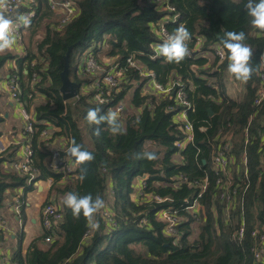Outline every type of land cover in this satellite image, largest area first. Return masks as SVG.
<instances>
[{"label": "trees", "instance_id": "1", "mask_svg": "<svg viewBox=\"0 0 264 264\" xmlns=\"http://www.w3.org/2000/svg\"><path fill=\"white\" fill-rule=\"evenodd\" d=\"M35 2L37 18L27 27L30 35L44 17L54 19L58 16L50 9L48 0ZM72 2L77 12L65 24L50 21L41 39L31 38L24 43L22 50L13 48L0 54V77L5 71V74L17 71L23 76L25 66L28 85L21 82L25 100L30 102L28 94L31 92L46 97L37 104L33 102L37 124L27 140L34 152L33 165L40 171L39 179H52L41 205L53 202L62 215L51 230L45 228L41 221L43 228L39 236L30 242L25 252H15L12 263L264 264L255 262L251 252L254 242L250 236L251 228H264V143L260 134L264 124V98L259 104L254 103L260 82L264 32L251 25V17L245 11L247 0H168L179 16L175 22L164 24L166 30L171 34L183 24L192 36L189 43L191 55L180 64L168 63L161 55L151 56L154 46L164 41L152 28L163 15L156 1ZM226 31L245 32L247 39L244 43L253 50L251 65L254 72L250 80L242 82L243 91L239 97H231L225 91L224 76L228 73L230 61L221 38ZM73 43L76 45L69 53V75L78 82L79 89L76 97L63 100L59 92V72L63 68L67 46ZM214 45L221 46L226 52V59L220 65L214 55L202 54L203 51L213 53ZM86 50L100 64L104 58L115 57L125 66L126 58L134 56L145 68L153 70L162 84L172 79L181 80L187 97L194 105V110L188 115L195 128L194 144H188L177 156L173 142L181 138L182 132L172 115L180 107L171 93H143L137 84L140 75L132 67H126L122 88L108 103L114 105L131 90V109L119 116L121 126L126 129L125 134L113 135L105 123L100 126L101 134L95 135L96 126L86 120L87 111L99 108L101 114H107L108 104H99L93 99L90 77L77 72ZM9 62H12L11 67L5 70ZM206 64L208 67L203 69ZM33 71H37L39 78L31 83ZM233 79L237 81L234 76ZM82 85L84 89H81ZM49 126L52 131L42 137L41 129ZM200 126L205 128L201 130ZM224 135H228L231 144L229 170L234 181L239 182V191L231 201L216 194L217 175L210 167L211 157L223 142ZM56 136L68 138L67 145L70 146L74 139L83 150L93 153L94 161L75 164V158L69 157L72 165L68 178L62 172L54 171L51 152ZM18 149L17 144H12L0 155V206L6 191L20 186L26 191L32 187L26 185L27 175L5 167V162L17 158ZM67 149L60 150V155H65ZM144 152H154L157 159L137 158ZM243 154L247 156L246 164L242 163ZM245 167L247 174L244 173ZM82 172H85L83 181L80 179ZM177 173L187 175L190 180L199 181L207 177V189L198 199V220L193 214L180 210L181 205H186L184 200L191 202L194 199L192 197L198 188L185 183L174 187L171 177ZM143 177L149 186L147 190L168 196L170 200L154 203L135 199V181ZM69 192L79 195L91 193L94 198L100 195L105 205L114 210L117 226L108 229L100 223L94 236L83 241L88 228L85 218L82 215L79 219L73 218L71 210L62 204V199ZM167 207H176L185 218L177 226L180 231L177 236L167 235L164 222L156 218L155 212ZM21 215L24 220L23 209ZM143 216H146V223L140 225L139 220ZM241 216L244 217L246 232L239 240L235 231ZM49 233L53 235L52 240L45 247H40L38 241L44 240ZM4 235L0 228V241L5 240Z\"/></svg>", "mask_w": 264, "mask_h": 264}, {"label": "built area", "instance_id": "2", "mask_svg": "<svg viewBox=\"0 0 264 264\" xmlns=\"http://www.w3.org/2000/svg\"><path fill=\"white\" fill-rule=\"evenodd\" d=\"M152 1V0H151ZM157 3V8L159 12H163L162 17L159 19V22L156 26L152 25L153 30L159 35L161 39H165L166 35L170 34L166 28L165 23L168 21L175 22L178 13L174 12V6L168 3V0H153ZM50 9L56 11L58 16L54 19L55 22H58L59 25L65 24L70 18H72L77 12V7L73 4L72 0H48ZM36 2L35 0H10L8 10L5 12L6 17L13 20L14 35L16 42L20 40L22 33L27 28L18 20V17L21 15H28L31 18V22L37 18L36 15ZM19 8H21L19 10ZM10 14V15H9ZM160 44L154 46V54L152 57L158 55V48ZM203 51L202 54L211 57H217V64L220 65L226 59L225 50L219 46H213V53ZM35 62H33L34 64ZM103 64H100L97 58L88 50L83 52V55L78 64L77 72L79 74H86L90 77L91 83L89 86L94 91L93 99L99 104H108L112 101L114 93L118 92L122 88V84L126 78V67L134 68L140 75L139 81L137 84H140L141 91L143 93H156L157 95H169L172 94V98L176 104L180 107L176 110L172 119L178 125V128L182 132L181 138L173 142V146L177 148L176 154L179 155L180 151L186 147L188 144H194L195 139V128L192 121L189 119V111L194 110V105L187 97V92L184 88V85L181 80L172 79L165 84H162L157 80L155 72L151 69L145 68L141 65L134 56H129L126 58V65H122L120 60H115V57H108L102 60ZM32 64V65H33ZM208 64L202 68H207ZM228 72V71H227ZM203 77V76H202ZM6 90L11 100L14 103L17 114L21 119V128L18 131V136L16 139L10 140L8 143H4L2 140V134L0 135V155L3 153L10 145L17 144L19 146L18 158L11 162H6L5 167L9 170L19 172L21 174L27 175L26 185L33 186V183L40 182L39 179L40 171L37 167L33 165L34 163V152L27 139L34 133L36 130L35 124H37V119L35 118V113L33 110V100L37 96V92H31L28 94L30 102H27L24 98V92L21 87V77L17 71L8 73L4 77ZM39 78L37 71L31 73L30 82H35ZM225 79L234 81L233 76L228 72L225 76ZM259 86L256 92L254 99L255 104H259L264 98V52L261 54L260 61V70H259ZM238 83L237 81H235ZM226 85V83H225ZM243 89H240L235 97H239ZM127 99H120L114 105H107L109 110L122 109L119 112V116L125 113L127 109ZM170 108V107H168ZM205 127L200 126L199 129L203 130ZM52 131L51 127L42 128L40 134L42 137H46ZM262 142L264 143V124L263 128L260 130ZM62 138V137H61ZM222 143H219L215 152L213 153L210 161V167L213 170L214 174L217 175L215 183L218 186V195L219 198H224L228 201H231L232 198H235L239 191V182L234 181V177L229 170V163L231 162L230 150L231 144L229 142L228 135L222 136ZM55 141V139H54ZM52 142V146L53 143ZM68 138L63 137V142L60 147L52 148V169L56 172H62L65 177L71 171V160L66 155L61 156L60 150H66L70 145H67ZM198 155V150L197 154ZM202 162H204L202 160ZM247 156L242 155V163L246 164ZM248 170L245 167L244 173L247 174ZM145 177L139 179L134 188L133 197L135 199H140L141 201L151 200L154 203L164 202L170 200L168 196H162L158 193L150 192L147 190L149 186L146 183ZM48 181V188L51 183V178L46 179ZM171 184L174 187H178L181 184L185 183L188 186H195L198 188L194 198L191 202L184 200L186 205H181L180 210L193 214L194 218L198 220V214L200 209L199 198H202L205 193L208 185L207 177L201 180H190L187 175L183 173H177L171 177ZM155 184V182H151ZM161 182L160 184H163ZM170 183V182H169ZM139 185V188H138ZM247 186V185H246ZM245 186V187H246ZM17 192L14 193L13 202L10 203V207L15 211L19 216L21 214L22 208L25 205L24 195L26 191L22 186L17 188ZM156 218L164 222V231L167 235L177 236L180 234V231L177 229V226L182 223L185 218L183 215L179 214V209L175 208H161L155 212ZM40 215L41 221L45 228L51 230L54 228L55 224L59 222L62 218L61 212L59 211L58 206L53 202H47L44 205H40ZM96 219L100 223L105 225V228L112 229L117 226V221L115 219V213L112 208L105 205V208L97 215ZM146 223V216H143L139 220V224L143 225ZM4 225V219L0 217V228ZM91 230L89 227L86 229L83 235V241H87L92 238L97 232ZM246 232V226L244 217L241 216L240 224L235 231V236L237 239H242ZM250 236L253 238V246L251 247L252 256L255 262H264V228L261 229L258 227H253L250 229ZM53 235L49 233L44 237L45 242L51 241ZM14 264V263H12Z\"/></svg>", "mask_w": 264, "mask_h": 264}, {"label": "clouds", "instance_id": "3", "mask_svg": "<svg viewBox=\"0 0 264 264\" xmlns=\"http://www.w3.org/2000/svg\"><path fill=\"white\" fill-rule=\"evenodd\" d=\"M10 0H0V54L11 51L16 44L14 35L13 20L6 17ZM246 14L251 17V25L261 32H264V0H247L245 4ZM18 20L23 26L28 27L31 18L28 15H21ZM192 39L191 33L186 26L181 24L173 33L166 35L163 43L159 45L158 55L165 58L168 63L180 64L191 55L189 43ZM247 39L243 31H226L221 38L224 48L228 50V72L240 82L246 83L251 79L254 69L251 65L253 50L247 46L244 41ZM122 109L109 110L107 114H101L99 108H90L86 114V120L89 124L95 125V135L101 134V125L107 124L109 131L113 134H125L124 129L119 122V112ZM67 157H74L75 164H84L94 161L95 156L92 152L83 150L82 145L77 144L73 139L71 146L65 153ZM137 158H146L147 160L157 159L154 152H144L138 154ZM86 171V170H85ZM81 181L85 179V172H82ZM62 204L69 208L72 216L79 219L81 215L85 218L87 226L93 230H99L97 215L105 208V201L100 195L95 198L91 193L79 195L69 192L62 199Z\"/></svg>", "mask_w": 264, "mask_h": 264}, {"label": "crops", "instance_id": "4", "mask_svg": "<svg viewBox=\"0 0 264 264\" xmlns=\"http://www.w3.org/2000/svg\"><path fill=\"white\" fill-rule=\"evenodd\" d=\"M45 24L47 26L49 22L44 23V25ZM22 34L23 35L21 37H23V39L21 38L14 45V49H16L17 51L22 50L24 43H26L29 39L32 38V40H37L42 38V37L41 38L38 37L36 39V36L34 35H37V32L34 31V33L30 35L27 28L24 30ZM25 36H27V40L25 39ZM207 52L205 54H209ZM11 64L12 62H9L4 67L5 70H7L8 67H11ZM5 72H3L0 77V117L2 118L0 125L3 130L2 140L4 141V143H8L10 140L17 138L18 131L21 128V119L17 114L13 101L8 96V92L6 90L5 81H4L5 79L4 77L6 75ZM26 73H27V69L24 66L23 76L20 75V77H21V82H23L24 85L27 86L28 77ZM224 83H226L225 85L226 94L231 97H235L234 88L236 87V85H240L241 89H243L242 82L240 81L236 83L235 80L231 81L225 79ZM81 89H84L83 85ZM45 98L46 97H44L43 95L37 94L33 102L34 104H37L41 101H44ZM61 137L62 136L55 137V141L53 143L52 148L60 147L61 143L63 142V137L62 138ZM19 154L20 152L18 150L15 156L18 158ZM17 158H15V160ZM17 191H18L17 189L6 191L0 206V217L4 219V225L2 226V229L5 232L4 235L5 240L0 241V264H12V257L14 253L19 250L25 252L30 242L34 238L39 236L43 228L40 220L41 218L40 205L47 196L48 181L41 180L40 182L33 183V186L28 191H26L24 195V199L26 203L22 208L23 214L25 215L24 220H22L21 218L22 215L18 216L15 213V211L10 207V203H12L14 200V198L12 197L14 196V193H16ZM46 243L47 242H45L44 240L38 241V245L42 248L45 247Z\"/></svg>", "mask_w": 264, "mask_h": 264}, {"label": "water", "instance_id": "5", "mask_svg": "<svg viewBox=\"0 0 264 264\" xmlns=\"http://www.w3.org/2000/svg\"><path fill=\"white\" fill-rule=\"evenodd\" d=\"M75 45L76 43L67 46V50L63 55V68L59 72L61 81L59 92L63 100H69L76 97L78 94L79 84L69 75V53ZM208 112L210 115L212 114V110L210 108L208 109Z\"/></svg>", "mask_w": 264, "mask_h": 264}, {"label": "rangeland", "instance_id": "6", "mask_svg": "<svg viewBox=\"0 0 264 264\" xmlns=\"http://www.w3.org/2000/svg\"><path fill=\"white\" fill-rule=\"evenodd\" d=\"M56 19H52V17L50 16H46V17H44L43 18V20L40 22V24L37 26V28H36V32H37V35H34V36H36V39L38 38V37H43L44 36V34H45V32H46V24L44 25V23H48V22H53V21H55ZM25 39L27 40V36H25ZM24 41V40H23ZM14 48V47H13ZM227 82H230V81H227ZM235 87V86H234ZM235 89V92H234V94L235 95H237L238 94V92L240 91V89H241V87H240V85H236V87L234 88ZM130 93H131V90L130 91H128L127 93H126V96H125V99H127V100H125V102L127 103V109H126V111H129L131 108H130V105H129V96H130ZM136 183H137V181H135V184H134V188L136 187ZM138 188H139V185H138ZM136 190H137V187H136ZM193 237V235L190 237V238H192Z\"/></svg>", "mask_w": 264, "mask_h": 264}, {"label": "bare ground", "instance_id": "7", "mask_svg": "<svg viewBox=\"0 0 264 264\" xmlns=\"http://www.w3.org/2000/svg\"><path fill=\"white\" fill-rule=\"evenodd\" d=\"M9 96V95H8ZM9 98H10V96H9ZM11 99V98H10Z\"/></svg>", "mask_w": 264, "mask_h": 264}]
</instances>
